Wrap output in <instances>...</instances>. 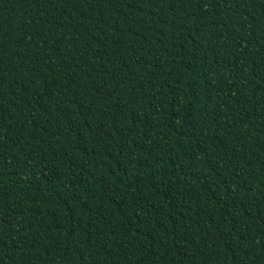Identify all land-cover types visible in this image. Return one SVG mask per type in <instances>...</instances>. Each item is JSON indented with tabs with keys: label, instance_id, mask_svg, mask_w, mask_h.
I'll return each mask as SVG.
<instances>
[{
	"label": "trees",
	"instance_id": "obj_1",
	"mask_svg": "<svg viewBox=\"0 0 264 264\" xmlns=\"http://www.w3.org/2000/svg\"><path fill=\"white\" fill-rule=\"evenodd\" d=\"M0 264H264V0H0Z\"/></svg>",
	"mask_w": 264,
	"mask_h": 264
}]
</instances>
